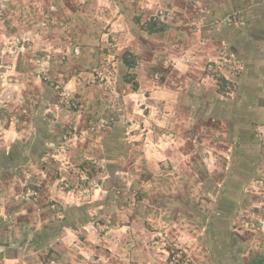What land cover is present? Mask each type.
I'll return each instance as SVG.
<instances>
[{
  "label": "crops",
  "instance_id": "crops-1",
  "mask_svg": "<svg viewBox=\"0 0 264 264\" xmlns=\"http://www.w3.org/2000/svg\"><path fill=\"white\" fill-rule=\"evenodd\" d=\"M5 4L7 13L17 15L24 9L40 13L51 4L57 5L53 21L45 29L49 35L40 34L35 40L36 50L43 47L55 54L47 77L35 90L38 106H30L27 117L19 118V123L5 125L2 120L0 125V158L4 157L7 162V167L0 162V185L11 180L9 185L14 179L16 190L20 189L21 182L42 184L40 202L62 200V209L70 211L86 207L93 213L100 209L117 210L120 195H114L115 203L97 202L103 194L112 191L106 184L101 183L89 192L80 185L70 196L56 190L49 170L42 166L49 169L48 164L56 163L55 156H66L65 162L74 164L94 159L107 175L104 178L122 173L128 177L140 175L142 171L163 179L162 160L169 159L179 166V175L181 166L190 168L192 161L188 163L191 153L177 140L165 139L163 133L179 131L176 116L170 122L171 111L186 116V124H193L203 114L213 121L218 114L225 115L229 121L231 116L244 118L245 114L255 115L262 109L258 101L264 97V72L261 71L264 0H9ZM160 12L169 13L161 28L143 26L145 14ZM11 18L7 16L0 24V41L1 37L19 33L17 23ZM241 21L244 25H239ZM4 53L0 42V66L6 61ZM124 53L132 55L133 60L124 62ZM209 60L220 68L232 62V67L240 69L231 79L236 83L234 97L219 99L212 83L205 85L203 69ZM10 61L16 73L15 83L22 85L29 81L32 57L25 55ZM118 69H124L118 82L125 87L122 98L128 105L138 101L135 112H142L141 115L130 111L132 104L128 111L116 108L115 101L121 100L120 90L115 86ZM175 73L184 78L185 85L168 84L170 74L172 77ZM124 76L128 77L124 79ZM103 79L110 84L108 91L101 87ZM51 81L60 82L66 93L79 102L78 111L66 109L55 100L48 84ZM104 101H108L107 112L102 108ZM117 112L132 118L141 116L148 123L152 122L149 118L155 117L157 126L152 123L134 132L131 131L134 123L130 122L119 136ZM99 116L106 118L108 124L95 132L89 131L91 119ZM230 125L237 126L233 120ZM121 161L126 164L123 168L118 167ZM179 184H174V188ZM161 194H164L161 204L145 203L139 219L129 221L126 211L119 210L124 221H111L108 230L98 238H93L91 222L80 224L77 220L62 224L61 234L54 240L46 232L49 226L40 229L45 221L41 214L29 213L25 218L18 213V226L3 230L0 224V264H36L34 260L41 254L38 251L46 245L60 253L59 257L55 256L58 264H162L165 248L160 238L151 237L153 228L159 234L167 231L182 241L185 240L181 228L183 218L188 219L184 224L190 228L193 221L186 215L190 212L188 206L180 204L175 197H179L178 193L171 195L164 189ZM79 229L85 238H76L74 242L71 235L75 238ZM198 236L194 238L196 241ZM99 246H107L108 251L102 253ZM203 253L206 251L194 255L201 258ZM254 261L249 259L250 264Z\"/></svg>",
  "mask_w": 264,
  "mask_h": 264
},
{
  "label": "rangeland",
  "instance_id": "rangeland-1",
  "mask_svg": "<svg viewBox=\"0 0 264 264\" xmlns=\"http://www.w3.org/2000/svg\"><path fill=\"white\" fill-rule=\"evenodd\" d=\"M6 1L9 0H0V24L6 21L7 16L12 17L11 19L19 27V33L10 34L11 36L6 38L1 37L2 40L0 41L5 50L4 57L6 60L0 66V90H3V97L11 96V99L0 103L1 126L2 120H4L5 125L19 123V118L27 117L30 106H38L36 87L43 78L47 77L53 60L55 61V54L52 55L50 50L48 51L43 47L36 50L35 40L40 34L49 35L45 29L53 21L55 17L53 12L57 11V5L51 4L47 10L44 8L40 13H36V10L32 11L31 8L24 9V12L17 15L7 13ZM30 6L31 4H29ZM155 15L156 13L145 14L142 18L143 26L161 28L167 16L159 19ZM243 23L244 21H241L239 25H244ZM25 55L32 57V69L28 73L29 81L26 80L20 85L13 80L16 73L10 60L19 59ZM123 56L129 61L133 60V56L128 53H124ZM231 65L220 68V65L211 60L205 63L203 69L206 77L205 85L211 82L215 92L219 94V99L235 96L236 83L231 79L237 75V71L240 69ZM261 71L264 72V66ZM123 73L124 69L117 70L118 76L115 86L117 91L120 90L121 100L115 101L116 108H125V111H128V107L132 104L130 111L137 114L135 111L138 109L139 102L133 100L128 105V101L126 102L122 98L125 87L118 82H120ZM224 73L228 75L229 79L225 77ZM153 75H157V73H153ZM194 76L192 74V77ZM169 79H171L168 81L170 86L181 87L185 85L184 78L176 73L172 77L170 74ZM171 81L174 84H171ZM101 83V87L108 91L110 84L107 79H103ZM48 84L55 95V100L63 104L66 109L77 111L80 109L79 102L66 93L60 82L51 81ZM134 86L133 83L132 87ZM258 102L262 109L255 115L245 114L244 118L235 115L229 117V121L225 115L218 114L213 121L203 114L197 116L198 120L194 121L193 124H186V116L177 115V111H171L170 122L172 123L176 116L179 131L163 133L165 139L177 140L181 147L191 153L187 159L188 163L190 160L192 161V167L181 166L183 168L179 175H177L179 166L166 159L162 160L161 165L165 177L163 179L159 175L144 174L142 171L140 175L128 177L122 173L116 177L104 178L107 175L103 174L102 166L100 163L97 164L94 159L83 162L84 164H74L65 162L66 156H62V158L55 156L53 161L56 163L48 164L49 169L44 166L42 168L49 170L48 175L51 176L53 184L55 183L56 190L65 191L72 196L80 185H83L82 188L89 192L104 183L112 191L108 192V190V194H103L97 202L115 203L113 201L114 195L117 197L120 195L117 202L120 207L111 212L100 209L95 213L87 207L81 211L62 209L60 206L62 200L40 202L39 193L42 184L21 182L22 184L18 183L20 189L16 190L14 187L17 186L13 184L16 181L14 179L9 185L7 183L11 180L4 182L6 183L4 186L0 185V224L2 229L12 225L18 226V213H21L25 218L28 217L29 213H37L41 214L42 219L45 220L40 229L49 226V230L47 229L46 232L54 240L57 234H61L62 224L77 220L80 221L78 222L80 224L91 222L90 224L94 227L93 238H98L108 230L111 221H124L122 220L124 217L118 213L119 210L126 211L129 221L139 219L144 206H146L145 203L161 204L160 198L161 195H164L161 192L165 189L168 193L170 191V194H179V197H175L178 198L180 204L188 206L190 212H187L186 215H189L193 222L190 228L184 224L188 222V219L183 218L181 228L184 232L182 237L185 236V240L182 241L167 231L159 234L160 231L153 228L151 237L160 238L163 242L162 247L165 248L162 264H250L249 259L255 261L264 259V97L260 98ZM102 108L106 112L108 111V101H104ZM118 112L119 124H117V129L119 136L123 135L130 122L134 123L135 128L131 130L134 132L140 131L145 125L149 127L153 125L152 123L155 124V117L149 118L152 122L148 123L143 122L144 118L141 116H133V118L128 115L120 116ZM141 113L139 112L137 115H141ZM129 117L131 120H127ZM166 119L169 120L167 117ZM91 120L92 122L88 124V129L91 132H95L96 129L98 130L108 124L107 119L100 116ZM232 120L237 124L235 128L230 125ZM126 124L127 126H125ZM169 125L167 126L169 127ZM155 126L157 125L155 124ZM156 129L155 131H157ZM157 134L161 133L157 131ZM65 137L63 135V138ZM118 149L120 148L118 147ZM133 153L135 154V151ZM136 153L139 154L142 151ZM0 162L7 167L4 157L0 158ZM124 166L126 164L121 161L118 167L123 168ZM34 167L36 166L34 165ZM0 171H2L1 168ZM68 171L69 175L66 174ZM145 175H150V177L144 178ZM176 183L180 184L174 188ZM121 206L123 207L121 208ZM19 230L23 233V229L19 228ZM75 233V238L71 235L74 242L76 238L80 240L85 238L82 230L79 229V232ZM197 236L198 241L194 239ZM99 247L102 249V253L108 251L107 246ZM74 248L76 249V246ZM1 249L4 248L1 247ZM204 251L206 254L203 253L201 258L194 255L195 252L201 255ZM39 252L41 253L38 254L39 259L37 257L34 260L36 264H58L55 256L58 255L59 257L60 253L52 249L51 246L49 248L46 245V248Z\"/></svg>",
  "mask_w": 264,
  "mask_h": 264
},
{
  "label": "built area",
  "instance_id": "built-area-1",
  "mask_svg": "<svg viewBox=\"0 0 264 264\" xmlns=\"http://www.w3.org/2000/svg\"><path fill=\"white\" fill-rule=\"evenodd\" d=\"M168 14L169 13L160 12V13L156 14L155 16H157V18H159V19H162L165 16L168 17ZM2 93H3V90H0V103H3L4 101H7L9 98L11 99L10 95H6L5 97H3Z\"/></svg>",
  "mask_w": 264,
  "mask_h": 264
},
{
  "label": "trees",
  "instance_id": "trees-1",
  "mask_svg": "<svg viewBox=\"0 0 264 264\" xmlns=\"http://www.w3.org/2000/svg\"><path fill=\"white\" fill-rule=\"evenodd\" d=\"M124 60H125V58H124ZM124 62H126V60ZM251 264H264V259H259L256 262L255 261L252 262Z\"/></svg>",
  "mask_w": 264,
  "mask_h": 264
}]
</instances>
